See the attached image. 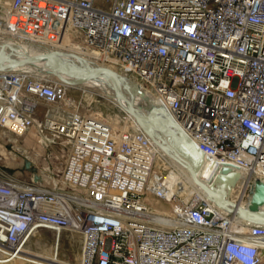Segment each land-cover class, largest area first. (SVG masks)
I'll use <instances>...</instances> for the list:
<instances>
[{
    "label": "built area",
    "instance_id": "2783aa9c",
    "mask_svg": "<svg viewBox=\"0 0 264 264\" xmlns=\"http://www.w3.org/2000/svg\"><path fill=\"white\" fill-rule=\"evenodd\" d=\"M70 32L81 51L123 69L165 108L211 171L204 185L217 193L218 181L230 193L194 185L182 194V178L157 165L163 152L130 119L116 128L47 108L44 126L67 153L47 185L0 174V264L42 229L78 234L80 264H264V222L239 213L264 183V0H10L0 15V47L12 38L44 52ZM4 49L0 129L19 137L68 88L32 54ZM54 113L61 120L46 125Z\"/></svg>",
    "mask_w": 264,
    "mask_h": 264
},
{
    "label": "bare ground",
    "instance_id": "6f19581e",
    "mask_svg": "<svg viewBox=\"0 0 264 264\" xmlns=\"http://www.w3.org/2000/svg\"><path fill=\"white\" fill-rule=\"evenodd\" d=\"M2 43L5 44V54H8L9 56L12 55L13 57L11 58H17L20 52L23 54L27 53L26 55L29 53L32 54L34 58L33 65L44 74H48L58 79H60L58 75H61L68 81L79 79L81 76L85 75L86 77L81 83L76 85L74 84L76 87H78V89L84 88L83 90L86 91L85 88L91 87L103 92L105 98L111 101L117 108V116L121 115L124 118V121L130 119L135 127L141 128L140 124L135 118V115L140 120L141 117H143V123L147 124L148 126H156L159 130H161L167 139L168 144L174 148L180 156H182L191 164L195 175L200 182L205 185H210V182H213L211 171L200 168L201 165L205 164V161L201 158L199 151L192 144V142L187 139L183 133H181L173 120L170 118L165 108L159 104L157 105V100L152 98L149 95V92L142 85H140V83H137V81L133 79L132 81L125 72H118V70L123 71V69L117 67H113L115 68L113 69L110 67V65L107 66L108 64L106 63H97L96 58H98V55L95 51H81L77 45L72 47L62 43L65 44L64 47H62L63 45L60 44L57 48H50L47 49V51L41 52L39 50L29 49L27 44L18 42L12 38H3ZM47 56H52L55 60L48 58ZM103 67L110 68L117 74L122 90L125 92V98H117L115 96L112 80L110 76L103 69H101ZM63 83L67 86V88H69L68 83ZM131 88L138 89L140 92L131 91ZM129 107L134 110V114L129 111ZM94 108L100 109V107L97 105H95ZM105 109L106 108H101L100 110L102 111ZM106 113V116L112 119L111 113ZM50 118L51 119L47 120L46 125L52 126L56 124L55 121L51 122L52 118H54V115L51 114ZM52 128L55 127L53 126ZM5 134H8L7 136L10 137V140H12L14 143L19 142L17 140L18 138L11 136V134L8 132L5 131ZM24 135L25 134L20 137H24ZM42 138L44 141H47L45 136H42ZM158 148L160 147L158 146ZM160 150L163 152L162 154L164 157L161 155V153H157L156 163L157 165L163 163V166H165L170 171V178H178L179 176L182 178V188L180 190L182 194H185L188 197L191 194L194 185H196L197 188L202 189L193 181L189 170L178 158L172 156L170 152L163 148H160ZM217 182L218 181H216L217 185L215 186L217 193L221 197L227 199L230 192H228L226 187L219 186ZM218 189H225L226 193L224 194ZM241 205L243 208L251 209V207H253L252 205L254 204L250 202L249 204L245 205L243 202H241ZM255 208L257 210H264V202L257 203ZM36 233H39V230L33 235ZM60 237L61 232L57 234L54 233L52 251L49 252L45 249L46 243L38 236L34 240L36 251L34 252L28 249H23V253H21V255L10 264H16L19 263V261H22L23 264H71L69 261L61 260L59 257ZM76 260V264H80L81 254L78 255Z\"/></svg>",
    "mask_w": 264,
    "mask_h": 264
},
{
    "label": "rangeland",
    "instance_id": "374dc122",
    "mask_svg": "<svg viewBox=\"0 0 264 264\" xmlns=\"http://www.w3.org/2000/svg\"><path fill=\"white\" fill-rule=\"evenodd\" d=\"M9 1L10 0H0V15L8 6ZM73 35L74 34L71 32L68 33L63 39V42H65V44H67V41L73 42L74 45H77L75 43H77L78 39ZM118 72L122 73L124 71L118 70ZM83 89H78L74 84H69L66 97L60 104L54 106L42 104L39 106V113L37 116L38 123L36 122L33 127L28 129L24 137L11 135L18 138L17 140L19 142L17 143L10 140V137L7 136L8 134H5V131L0 129V174L18 180L21 183L40 185H47L50 183L51 179H57L59 177L68 145L63 137H57L55 129L44 126L45 117L42 114L44 109H58L61 112L62 109L68 110L72 107L83 114L109 121L116 128H123L127 125L121 115L117 116V108L111 101L105 98L103 92L91 87L85 88L86 91ZM95 105L99 106L100 109H106L102 111L100 109H95ZM106 112L111 113L112 119L106 116ZM53 115V120H56V122L61 120V113H54ZM41 124L42 126H39ZM42 136H45L47 141H44ZM217 183L219 186L223 185L220 182ZM222 187H225V185ZM218 190L224 194L226 193L225 189ZM38 236L46 243L45 249L51 252L54 232L45 229L39 230V233L33 235L25 244L24 249L35 252L34 240ZM81 245V238L78 234L63 231L60 237L59 257L63 261L76 264V258L81 253ZM16 264L23 263L19 261V263Z\"/></svg>",
    "mask_w": 264,
    "mask_h": 264
},
{
    "label": "water",
    "instance_id": "95a60500",
    "mask_svg": "<svg viewBox=\"0 0 264 264\" xmlns=\"http://www.w3.org/2000/svg\"><path fill=\"white\" fill-rule=\"evenodd\" d=\"M3 48H4V45H2L0 47V49H3ZM47 57L55 60L52 56H47ZM33 59L34 58H29L28 60L32 61ZM0 62H1V59H0ZM13 62L16 64L22 63L21 61H17V60H13ZM101 69H103L110 76V78L112 80L115 96L117 98H123L125 95L124 94L125 92L122 90V87H121V84H120L119 79L117 77V74L113 70H111L110 68L103 67ZM58 77L60 78L61 81L65 82V83L76 85V84L81 83L85 79L86 76L85 75L81 76L79 79H76L73 81H68L65 78H63L61 75H58ZM130 90L131 91H139L138 89H134V88H131ZM129 111L134 114V110L130 107H129ZM135 118H136L137 122L140 124L142 130L153 141H155L160 148H163L166 151L170 152L172 156L178 158L187 167V169L189 170V172L192 176L193 181L196 184H198L205 192H207L209 194H215L218 197H220L221 199H223L219 194H217L213 190V185H211V187L208 188L202 182H200L198 180L191 164L187 160H185L182 156H180L178 154V152L168 144L167 139L165 138V136L163 135L161 130H159L156 126H153V125L148 126L147 124L143 123V121H144L143 117H141V120H140L135 115ZM158 140L161 142H158ZM263 202H264V183L260 182V181H256L255 190H254V193H253L252 199H251V203H253L254 205H252L253 207H251V209H247V210L239 208L240 215L247 217L248 219H250L254 222H264V211H258L255 208L257 203H263Z\"/></svg>",
    "mask_w": 264,
    "mask_h": 264
},
{
    "label": "crops",
    "instance_id": "0c3cea01",
    "mask_svg": "<svg viewBox=\"0 0 264 264\" xmlns=\"http://www.w3.org/2000/svg\"><path fill=\"white\" fill-rule=\"evenodd\" d=\"M136 122V121H135Z\"/></svg>",
    "mask_w": 264,
    "mask_h": 264
}]
</instances>
